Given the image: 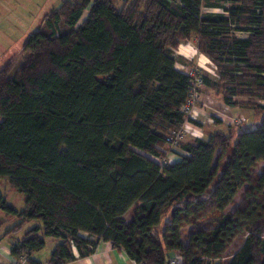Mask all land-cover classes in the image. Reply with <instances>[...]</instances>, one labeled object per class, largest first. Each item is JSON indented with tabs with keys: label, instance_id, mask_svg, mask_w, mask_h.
Masks as SVG:
<instances>
[{
	"label": "trees",
	"instance_id": "obj_1",
	"mask_svg": "<svg viewBox=\"0 0 264 264\" xmlns=\"http://www.w3.org/2000/svg\"><path fill=\"white\" fill-rule=\"evenodd\" d=\"M193 39L217 72L211 81L198 70L201 84L227 105L264 112V0H62L43 15L20 64L0 69V178L24 198L16 209L0 194V210L17 219L4 236L36 222L12 257L42 264L30 256L53 237L49 264L88 256L99 242L141 264L173 254L214 264L242 234L226 264H264V166L255 171L264 119L183 141L184 154L161 163L175 152L167 138L199 125L186 112L192 77L173 55Z\"/></svg>",
	"mask_w": 264,
	"mask_h": 264
},
{
	"label": "rangeland",
	"instance_id": "obj_2",
	"mask_svg": "<svg viewBox=\"0 0 264 264\" xmlns=\"http://www.w3.org/2000/svg\"><path fill=\"white\" fill-rule=\"evenodd\" d=\"M61 2L62 0H0V69L7 62L13 59L16 62L15 67H17L20 64L22 56L26 53L24 50V44L27 40V37L32 32L38 29L42 16L53 7H57ZM203 10L204 12H211V13L222 12L220 9H212V8H204ZM86 14L87 11L85 10L83 12L82 19L86 16ZM235 34L237 36L245 35L242 32H238V31H235ZM181 44L184 45L187 44L186 46L190 52L187 53L189 56H184L177 53L179 46L177 47V49L174 50L173 55L176 60L175 67L177 69L182 71L187 69H191V70L198 69L200 73L205 71L209 75L217 78V72L213 68V65L210 63V61H207V59L203 55H200L199 52L196 50L194 39L189 42L186 43L184 42ZM184 54H186V51ZM195 97L197 98V96ZM236 99L245 100V101L249 100V98L244 95L236 97ZM211 103L213 104V101ZM228 110L229 108H224V105H222L220 109H214L213 111H216L215 114H220V113H226L228 112ZM210 117H214V116H210ZM237 117L243 118L241 129H255L260 125L261 120L264 119V112H259L257 114H253L252 116L250 115L249 117L247 115H239ZM196 118L198 119L199 116H197ZM208 123H214V120L213 122H208ZM224 126L226 125L224 124ZM227 127L230 128L231 126L227 125ZM232 129L234 130V132L237 131V128L234 129L232 127ZM169 149L171 148L169 147ZM173 149L176 150L177 148L173 147ZM262 166H264V164L260 163L256 167L255 169L256 173H260ZM244 187L241 188L239 192L235 195L233 203L226 208V211H232L237 205L241 203ZM0 194H2L6 198L7 202L12 204L16 209H22L24 207L23 195L17 192L15 189H13L9 185L6 178H0ZM132 212H133V207L130 208L127 211V213H125V218L129 219L132 215ZM0 215L5 217L4 213L1 211H0ZM170 220H171V211H169L163 217L160 226L157 228V230L161 232L164 229L165 225L168 222H170ZM16 222L17 219L14 217L6 218L3 224L4 225L3 228L6 229L8 226H11ZM197 223H198L197 226L206 227L209 224V221L205 219H200ZM192 227L193 226L190 225L184 227L182 234L184 239H186L188 231ZM25 230H27V224L23 227V229H21L15 235H18L20 237L22 236L23 231ZM244 238L245 236L242 234L235 237V239L230 243L229 247L227 248L223 256L221 258L214 260V264H226L229 257L240 248V246L244 241ZM47 247L48 246H44L43 247L44 249L42 248L43 249L42 251H46Z\"/></svg>",
	"mask_w": 264,
	"mask_h": 264
},
{
	"label": "crops",
	"instance_id": "obj_3",
	"mask_svg": "<svg viewBox=\"0 0 264 264\" xmlns=\"http://www.w3.org/2000/svg\"><path fill=\"white\" fill-rule=\"evenodd\" d=\"M40 23H41V21H40ZM243 36H245V35H243ZM187 42H189V41H187ZM181 45L186 47V49H185L186 54L190 52L186 46L187 44L184 45V44L180 43L179 47ZM186 54H181V55L186 56ZM199 54L203 55L207 59V61H210L204 54H202L200 52H199ZM187 56H189V55L187 54ZM202 73L205 77H207L211 81H214L216 79L214 76L209 75L205 71H203ZM196 90H197V98L195 100H193L192 107H193V111L195 113H197V116H199L197 121L198 122L203 121V122H199V125H198L199 134H198L197 138H206L208 136V134L215 132V131H224V132L227 131L229 129L227 127V125L228 126L232 125V123L228 122L229 121L228 119L230 117H234V116L237 117L239 115H247L249 117L250 115L251 116L253 115V111L251 109L244 107V106H241V105L230 106V105H228L229 110H228V112L225 113L226 117L224 119L214 118V119H216V121H214V123H208L207 118H210V116L215 115L216 111H213V110L214 109H220L222 105H227V104H225V102L223 101L222 95L217 94L216 90L208 83L203 82V84H200L199 86H197ZM198 97H199V99H198ZM210 100L213 101V104L211 103L212 101H210ZM224 124L226 126H224ZM193 139H195V137L187 134L185 141H192ZM174 151H175L174 153L170 152L167 155V159L169 161H171V163L176 161L178 159L179 155L184 154V152L180 148H177ZM4 216L5 217L0 215V221H5L6 218H12V217H8L5 214H4ZM3 224L0 226V264H10L12 261V258H13L10 254V246L14 241L20 239L24 235V232L26 230L23 231V234L20 237L18 235H15V234L4 236L5 230H7L10 226H8L6 229H4ZM35 224H36V222H34V221L28 222L27 223V230L30 229L31 227H33ZM58 242H59V240L56 238L47 237L45 239V246H48L46 251H42L44 248L39 250V251H36V252L31 254L30 259L40 261L42 264H49L50 252ZM74 254H75V256H77V252L75 250H74ZM174 255L175 254H173V256ZM67 264H131V259L125 254L124 251L114 249L109 242H99L91 254H89L88 256L76 258L75 260L70 261Z\"/></svg>",
	"mask_w": 264,
	"mask_h": 264
},
{
	"label": "built area",
	"instance_id": "obj_4",
	"mask_svg": "<svg viewBox=\"0 0 264 264\" xmlns=\"http://www.w3.org/2000/svg\"><path fill=\"white\" fill-rule=\"evenodd\" d=\"M213 68L215 69L214 65H213ZM184 72L188 73L192 77L191 98L186 105V112L188 113V115L191 119L197 121V118H196L197 113H195L193 111L192 104H193V100L196 99L195 96H197L196 88H197V86H199L201 84L200 73H199L198 69H194V70L187 69V70H184ZM213 73H214V71H213ZM224 108H229V107H228V105H224ZM225 117H226L225 113L215 114L214 117L208 118V122H213L214 118L224 119ZM228 120L227 121L232 123V124H238V123L243 122V118H241V117H232V118H229ZM199 122H203V121H199ZM186 134H190V136L197 138L198 134H199L198 125L192 124L190 122L184 123V125L180 128V130L173 132L172 135L167 138V141L169 142L171 147H176L181 142L184 141ZM161 163L168 164V163H171V161H169L166 158V159L162 160ZM26 260H27L26 257L23 255H21L18 258L13 257L10 264H27ZM181 261H182V258L179 255H174V256L172 255L168 258L166 264H179ZM131 264H141V263L131 259Z\"/></svg>",
	"mask_w": 264,
	"mask_h": 264
},
{
	"label": "bare ground",
	"instance_id": "obj_5",
	"mask_svg": "<svg viewBox=\"0 0 264 264\" xmlns=\"http://www.w3.org/2000/svg\"><path fill=\"white\" fill-rule=\"evenodd\" d=\"M186 49V47H184V46H180L179 48H178V51H177V53H179V54H184L185 53V50ZM185 56V55H184ZM187 56V55H186Z\"/></svg>",
	"mask_w": 264,
	"mask_h": 264
}]
</instances>
